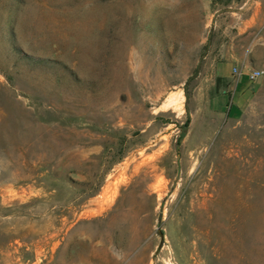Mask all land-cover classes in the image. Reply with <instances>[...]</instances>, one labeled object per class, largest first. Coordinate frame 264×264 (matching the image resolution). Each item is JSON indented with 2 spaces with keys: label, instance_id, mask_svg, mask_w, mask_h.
<instances>
[{
  "label": "rangeland",
  "instance_id": "374dc122",
  "mask_svg": "<svg viewBox=\"0 0 264 264\" xmlns=\"http://www.w3.org/2000/svg\"><path fill=\"white\" fill-rule=\"evenodd\" d=\"M0 264H264V0H0Z\"/></svg>",
  "mask_w": 264,
  "mask_h": 264
},
{
  "label": "crops",
  "instance_id": "0c3cea01",
  "mask_svg": "<svg viewBox=\"0 0 264 264\" xmlns=\"http://www.w3.org/2000/svg\"><path fill=\"white\" fill-rule=\"evenodd\" d=\"M235 61L219 60L215 63L213 74L220 81L218 89L209 98L208 106L215 112H226L229 118L237 119L247 106L255 89L256 82L248 80L247 74L252 70L246 65L238 67L239 73L234 75ZM225 109V110H224Z\"/></svg>",
  "mask_w": 264,
  "mask_h": 264
},
{
  "label": "built area",
  "instance_id": "2783aa9c",
  "mask_svg": "<svg viewBox=\"0 0 264 264\" xmlns=\"http://www.w3.org/2000/svg\"><path fill=\"white\" fill-rule=\"evenodd\" d=\"M239 73V70L235 67L233 68V74L236 75ZM263 75L262 70H252L248 72L247 77L248 80L252 83L256 82Z\"/></svg>",
  "mask_w": 264,
  "mask_h": 264
}]
</instances>
